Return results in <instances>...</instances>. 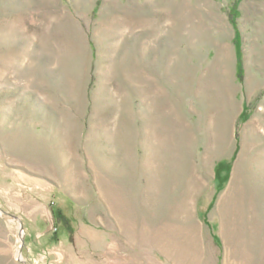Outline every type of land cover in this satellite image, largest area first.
Masks as SVG:
<instances>
[{"label":"rangeland","instance_id":"obj_1","mask_svg":"<svg viewBox=\"0 0 264 264\" xmlns=\"http://www.w3.org/2000/svg\"><path fill=\"white\" fill-rule=\"evenodd\" d=\"M0 264H264V0H0Z\"/></svg>","mask_w":264,"mask_h":264},{"label":"bare ground","instance_id":"obj_2","mask_svg":"<svg viewBox=\"0 0 264 264\" xmlns=\"http://www.w3.org/2000/svg\"><path fill=\"white\" fill-rule=\"evenodd\" d=\"M175 200H176V198H174ZM177 199H178V197H177ZM120 206H115L114 208H116V210H118L117 212L123 217V212H122V210H120L121 208L120 207H122L123 208V205L122 204H119ZM124 208H126V206L124 207ZM128 208V207H127ZM130 222V221H129ZM153 232H155V230L154 231H152L151 233H153Z\"/></svg>","mask_w":264,"mask_h":264},{"label":"water","instance_id":"obj_3","mask_svg":"<svg viewBox=\"0 0 264 264\" xmlns=\"http://www.w3.org/2000/svg\"><path fill=\"white\" fill-rule=\"evenodd\" d=\"M19 255H20L19 259L24 263V261L22 260V251L21 250L19 251Z\"/></svg>","mask_w":264,"mask_h":264}]
</instances>
